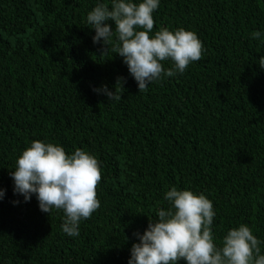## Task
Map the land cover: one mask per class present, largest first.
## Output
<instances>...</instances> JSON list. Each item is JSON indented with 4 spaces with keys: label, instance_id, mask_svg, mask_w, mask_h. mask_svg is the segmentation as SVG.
Listing matches in <instances>:
<instances>
[{
    "label": "trees",
    "instance_id": "obj_1",
    "mask_svg": "<svg viewBox=\"0 0 264 264\" xmlns=\"http://www.w3.org/2000/svg\"><path fill=\"white\" fill-rule=\"evenodd\" d=\"M97 3L111 7L0 0V264H128L134 233L171 207L172 187L213 202L218 247L246 224L264 255V0H160L150 35L191 30L203 58L143 92L113 51L115 35L105 52L93 43L87 14ZM117 77L121 100L93 90L114 91ZM34 140L69 155L81 148L100 163V207L78 237L62 230L63 210L49 215L35 194L25 201L14 191L10 173Z\"/></svg>",
    "mask_w": 264,
    "mask_h": 264
},
{
    "label": "clouds",
    "instance_id": "obj_2",
    "mask_svg": "<svg viewBox=\"0 0 264 264\" xmlns=\"http://www.w3.org/2000/svg\"><path fill=\"white\" fill-rule=\"evenodd\" d=\"M159 4L160 0H111V7L97 3L87 14V24L95 29L93 43L102 41L107 46L104 52L115 35L118 43L113 51L128 66L138 92L147 91L149 84L162 75L182 74L191 63L203 58V42L191 30L161 28L150 35L155 25L153 13ZM260 36L259 31L252 33L253 38ZM169 60L173 67L165 69L162 62ZM258 63L264 68V56ZM124 83V77H117L114 91L107 85L93 90L102 91L108 101H119ZM10 175L14 191L25 201L35 194L41 211L50 215L54 208L63 210L62 230L69 236L78 237L81 220L91 218L100 207V163L81 148L69 155L61 145L34 140L18 157ZM3 196L0 188V199ZM165 199L171 207L158 209L159 219L149 218L143 234L134 233L139 242L132 244L128 264H264L261 241L246 224L231 228L222 246H217L212 232L213 202L203 193L172 187Z\"/></svg>",
    "mask_w": 264,
    "mask_h": 264
}]
</instances>
